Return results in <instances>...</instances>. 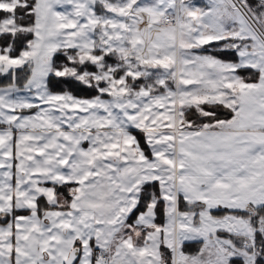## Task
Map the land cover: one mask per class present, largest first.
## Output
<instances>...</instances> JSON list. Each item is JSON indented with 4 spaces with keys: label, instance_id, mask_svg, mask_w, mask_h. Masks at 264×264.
Instances as JSON below:
<instances>
[{
    "label": "snow or ice",
    "instance_id": "6c2138e0",
    "mask_svg": "<svg viewBox=\"0 0 264 264\" xmlns=\"http://www.w3.org/2000/svg\"><path fill=\"white\" fill-rule=\"evenodd\" d=\"M0 79V264H264V0H0Z\"/></svg>",
    "mask_w": 264,
    "mask_h": 264
},
{
    "label": "trees",
    "instance_id": "16d2710c",
    "mask_svg": "<svg viewBox=\"0 0 264 264\" xmlns=\"http://www.w3.org/2000/svg\"><path fill=\"white\" fill-rule=\"evenodd\" d=\"M6 82H7L6 80L0 79V83H6ZM76 94L77 95H85L86 93L77 91ZM198 247H199V245H197V244H188V245H186L185 251L189 252V253H194L195 251H197Z\"/></svg>",
    "mask_w": 264,
    "mask_h": 264
},
{
    "label": "rangeland",
    "instance_id": "374dc122",
    "mask_svg": "<svg viewBox=\"0 0 264 264\" xmlns=\"http://www.w3.org/2000/svg\"><path fill=\"white\" fill-rule=\"evenodd\" d=\"M195 2L202 5L204 3V0H195Z\"/></svg>",
    "mask_w": 264,
    "mask_h": 264
}]
</instances>
